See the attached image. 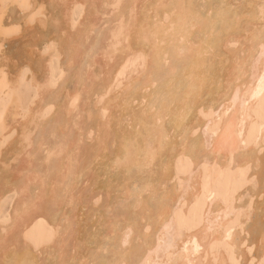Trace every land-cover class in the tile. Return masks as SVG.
<instances>
[{"label": "bare ground", "instance_id": "6f19581e", "mask_svg": "<svg viewBox=\"0 0 264 264\" xmlns=\"http://www.w3.org/2000/svg\"><path fill=\"white\" fill-rule=\"evenodd\" d=\"M0 264H264V0H0Z\"/></svg>", "mask_w": 264, "mask_h": 264}, {"label": "rangeland", "instance_id": "374dc122", "mask_svg": "<svg viewBox=\"0 0 264 264\" xmlns=\"http://www.w3.org/2000/svg\"><path fill=\"white\" fill-rule=\"evenodd\" d=\"M10 8H12V9H10ZM15 8V9H14ZM9 14V15H8ZM12 14V15H11ZM11 17V18H10ZM20 17H22V12L19 10V9H16V7L15 6H13V5H11V4H9L8 5V12H7V15H6V17H5V19H4V21L5 22H9L10 20L12 21L13 19L14 20H17V19H19ZM13 18V19H12ZM8 19H10L9 21H6V20H8ZM16 42H20V40H18L17 38H15L14 39ZM14 40H9V41H7V43L8 44H6L4 47H5V51L6 52H9V53H13V52H15L16 51V45L18 44V43H16ZM12 43V44H11ZM13 43H14V45H13ZM14 47H13V46ZM27 86V87H26ZM23 87H26V90L24 91V88ZM22 88H21V91H22V93H24V95L25 96H27V94H29V93H31V86H29L28 84H26V85H24ZM252 186H253V183H249L248 184V187H251L252 188ZM246 196H244V198H245ZM243 198V199H244ZM263 198H259L258 200H262ZM252 222V217H251V219H248V222H247V224H250Z\"/></svg>", "mask_w": 264, "mask_h": 264}]
</instances>
